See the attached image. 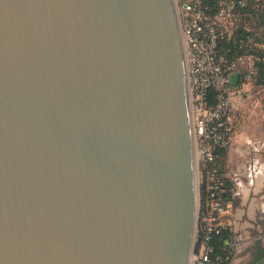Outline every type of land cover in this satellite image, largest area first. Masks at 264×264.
Listing matches in <instances>:
<instances>
[{"label":"water","instance_id":"water-1","mask_svg":"<svg viewBox=\"0 0 264 264\" xmlns=\"http://www.w3.org/2000/svg\"><path fill=\"white\" fill-rule=\"evenodd\" d=\"M179 23L174 0H0V264L189 263Z\"/></svg>","mask_w":264,"mask_h":264},{"label":"built area","instance_id":"built-area-1","mask_svg":"<svg viewBox=\"0 0 264 264\" xmlns=\"http://www.w3.org/2000/svg\"><path fill=\"white\" fill-rule=\"evenodd\" d=\"M243 5V1L239 2ZM232 7H220L209 17L202 9V0H184L180 6L188 91L195 141L196 166L203 187L199 198L194 250L188 264H223L227 256H215L211 241L228 230L229 207L222 198L223 182L215 167L216 152L226 151L231 144L234 127L230 76L252 69L253 56L239 57L224 68L217 56V41L231 35L236 21ZM254 73V72H252ZM247 81L248 78H245ZM214 91V102L208 101V90ZM234 192L233 188L230 190Z\"/></svg>","mask_w":264,"mask_h":264},{"label":"crops","instance_id":"crops-1","mask_svg":"<svg viewBox=\"0 0 264 264\" xmlns=\"http://www.w3.org/2000/svg\"><path fill=\"white\" fill-rule=\"evenodd\" d=\"M238 81V80H237ZM234 127L220 170L233 188L223 264H264V86L234 85ZM220 245V243H218Z\"/></svg>","mask_w":264,"mask_h":264},{"label":"trees","instance_id":"trees-1","mask_svg":"<svg viewBox=\"0 0 264 264\" xmlns=\"http://www.w3.org/2000/svg\"><path fill=\"white\" fill-rule=\"evenodd\" d=\"M241 1L243 5L239 3ZM227 6L232 7L231 11L236 15V21L232 34H223L218 39L217 56L224 68L239 57L253 56L252 69L242 68L237 84L250 82L255 86H264V0H202V9L209 17L215 16L220 7ZM245 78L248 80L246 81ZM208 101L210 104L214 102L212 89L208 90ZM224 152H216L214 165L223 182L222 198L226 202L230 199L232 186L220 170V159ZM202 186L201 195L203 197ZM228 237L229 231L227 230L212 239L211 246L215 256H226V251L221 249H223V241Z\"/></svg>","mask_w":264,"mask_h":264},{"label":"rangeland","instance_id":"rangeland-1","mask_svg":"<svg viewBox=\"0 0 264 264\" xmlns=\"http://www.w3.org/2000/svg\"><path fill=\"white\" fill-rule=\"evenodd\" d=\"M175 1V5H176V9H177V14H178V18H179V25H180V31H181V20H180V17H181V12H180V6H181V3L184 1V0H174ZM181 36H182V31H181ZM182 42H183V36H182ZM183 49H184V56H185V48H184V42H183ZM185 61H186V57H185ZM195 157H196V151H195ZM197 159V157H196ZM199 176L198 174V170H197V177ZM198 179V178H197ZM199 182H200V178H199ZM197 190H198V187H197ZM202 197L201 195V189L199 187V198Z\"/></svg>","mask_w":264,"mask_h":264}]
</instances>
